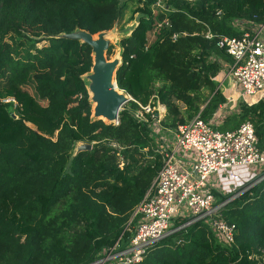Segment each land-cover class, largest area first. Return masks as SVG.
Instances as JSON below:
<instances>
[{"label": "trees", "instance_id": "trees-1", "mask_svg": "<svg viewBox=\"0 0 264 264\" xmlns=\"http://www.w3.org/2000/svg\"><path fill=\"white\" fill-rule=\"evenodd\" d=\"M157 1L0 0V264H93L116 244L126 247L140 220L134 211L162 167L156 120L134 112L159 101L167 107L161 126L176 130L197 115L212 120L227 101L217 77L234 58L219 42L242 36L245 21L263 25L264 0H168L158 13ZM131 5L137 23L120 40L116 80L133 100L117 124L93 116V48L70 35L109 31ZM247 120L263 151L264 99L241 102L214 128ZM78 142L92 148L75 151ZM257 181L235 193L210 188L227 201L222 214L236 225L235 245L206 220L184 226L188 217H179L139 264H264V179Z\"/></svg>", "mask_w": 264, "mask_h": 264}, {"label": "built area", "instance_id": "built-area-1", "mask_svg": "<svg viewBox=\"0 0 264 264\" xmlns=\"http://www.w3.org/2000/svg\"><path fill=\"white\" fill-rule=\"evenodd\" d=\"M167 2L158 0L154 11H165ZM164 23L169 25L167 20ZM164 23L157 25L155 33ZM263 28L264 24L245 21L241 27L245 31L242 36H222L219 42L220 46L227 47L234 58L229 73L234 78L238 98L248 104H252L247 100L249 96L264 90ZM177 36L174 34L173 38ZM261 99H264V93ZM235 101V97H227L224 106ZM159 111L151 103L145 106L140 104L134 116L140 121H148V115L159 120ZM216 116L218 111L212 120L207 121L197 115L179 125L174 130V146L157 150L162 155V167L154 188L148 191L134 211L133 217L138 215L140 220L129 243L124 248L116 244L105 250L93 264L141 263L151 248L174 231L175 221L179 217H188L184 226L206 220L223 243L235 245L236 225L228 222L222 214L227 201H219L212 193L209 179L216 175L225 193H235L255 180L261 181L264 179V150L259 147L253 122L247 120L234 130L222 131L214 128ZM115 123L118 124L119 120ZM190 151H195L196 157L188 167L178 159V154L186 155ZM240 168L248 170V178H242ZM186 210L190 213L183 212ZM261 251L264 253V249Z\"/></svg>", "mask_w": 264, "mask_h": 264}, {"label": "water", "instance_id": "water-1", "mask_svg": "<svg viewBox=\"0 0 264 264\" xmlns=\"http://www.w3.org/2000/svg\"><path fill=\"white\" fill-rule=\"evenodd\" d=\"M74 37L73 35H70ZM89 43L93 48L94 63L89 78L92 80L91 90L94 93V101L97 102L95 116L107 118L110 122L119 120L120 112L124 106L133 100L128 94L119 93L117 88L116 71L118 61H109L106 51L110 47V41L104 38V33L99 34V39L94 40L93 35L87 33ZM15 115V114H13ZM92 148V144L85 143L78 148V152Z\"/></svg>", "mask_w": 264, "mask_h": 264}, {"label": "rangeland", "instance_id": "rangeland-1", "mask_svg": "<svg viewBox=\"0 0 264 264\" xmlns=\"http://www.w3.org/2000/svg\"><path fill=\"white\" fill-rule=\"evenodd\" d=\"M134 5H131L130 9L127 11L126 15L124 16V18L115 24V26L109 30V31H105L103 32L104 33V38L108 39L110 41V47L113 46V54H111L110 56H108L107 54V51H106V56H107V59L109 61H118V67L119 65L121 64L122 62V57H121V46H120V40L123 36H125L126 34H129L130 31L132 30V28L134 27V25H136L137 21L136 19H133L131 18V10L134 9ZM99 34H95L93 35V39L96 40V39H99ZM71 35H73L74 37H77L79 38L80 40L86 42L88 40V36H87V32L85 31H80V30H76L74 31ZM150 39L153 40L155 38V34L152 33L149 35ZM230 66L228 64H225V67L224 69L221 71V73L219 74L220 75V78L218 79L219 82L225 77L226 75V72L227 74L229 75V68ZM92 73V71H91ZM89 73L88 75H86V79L88 81V84H89V91H90V97H91V101L93 103V116H95V108L97 106V102L94 101V93L93 91L91 90V84H92V80L89 78V75L91 74ZM223 89H225L224 91L226 92V95L228 97L230 96H234L235 98H238V92L236 91V87H235V83L232 79V76H228L227 79H225L224 83H223ZM30 92H33V89L31 87H27ZM120 91V90H119ZM121 94L124 93L126 94L124 91H120ZM264 93V90L260 91L257 95L255 96H249L247 98V100L249 102H255V101H258L261 97H262V94ZM242 101L238 100L236 101V103H234L232 105V107L236 108V107H239L240 103ZM98 118V117H96ZM103 120L107 121V122H110V120H108L107 118H102ZM171 134V135H170ZM168 134L169 135V139L172 140L173 138V133H170ZM86 142H78L75 146V151L78 150V148L82 145V144H85ZM87 144V143H86ZM252 169H254V167H252ZM187 208L184 207V209ZM184 213L186 214H189L190 211L186 210V211H183Z\"/></svg>", "mask_w": 264, "mask_h": 264}, {"label": "crops", "instance_id": "crops-1", "mask_svg": "<svg viewBox=\"0 0 264 264\" xmlns=\"http://www.w3.org/2000/svg\"><path fill=\"white\" fill-rule=\"evenodd\" d=\"M262 36L264 38V28H263V31H262ZM231 67V66H230ZM229 67V68H230ZM230 71V70H229ZM221 73V72H220ZM88 75V74H87ZM228 76H232V74L229 73V75L227 74L226 72V75L225 77L219 82V78H220V75L217 77V81L219 82V88H221V90L223 91V93L225 94L226 97H228L226 95V92L224 91L225 89H223V83L225 81V79L228 78ZM233 81H234V78L232 77ZM231 97V96H230ZM234 97V96H233ZM240 100L239 98H236V101ZM235 102H232L230 103L228 106H224L223 104V107H220L219 110H218V116L215 117V121L217 120L218 122L221 120H223V117H225V115H228L232 112H236L238 110V107L234 108L232 107V105ZM241 101V100H240ZM254 103V102H252ZM155 106L157 109L159 108V120L157 118H154L155 123H156V127L157 129H159V134L157 133V135H159V137L156 138V141L159 142V141H162V144L160 147L161 150H166V149H170L174 146V141H175V135H174V130H169V129H164L162 126H161V121L165 118L166 116V113H167V107L166 105L160 103L159 101H157L156 105H153ZM170 133H173V138L172 140L169 139V135ZM171 135V134H170ZM196 157V152L195 151H190L188 154H182V153H179L178 154V159L186 166H190V164L192 163V161L194 160V158ZM240 173H241V176L243 179H246L249 177V173H248V170L246 168H240ZM209 185H210V188H216L220 191H223L222 189V185L221 183L219 182V179L216 175H213L210 177L209 179ZM224 192V191H223Z\"/></svg>", "mask_w": 264, "mask_h": 264}, {"label": "bare ground", "instance_id": "bare-ground-1", "mask_svg": "<svg viewBox=\"0 0 264 264\" xmlns=\"http://www.w3.org/2000/svg\"><path fill=\"white\" fill-rule=\"evenodd\" d=\"M117 90H118L119 93H121V92H120L121 90L119 91V88H117Z\"/></svg>", "mask_w": 264, "mask_h": 264}]
</instances>
